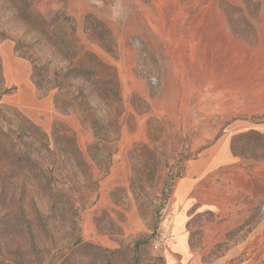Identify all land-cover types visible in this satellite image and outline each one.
I'll return each instance as SVG.
<instances>
[{
    "label": "rangeland",
    "instance_id": "rangeland-1",
    "mask_svg": "<svg viewBox=\"0 0 264 264\" xmlns=\"http://www.w3.org/2000/svg\"><path fill=\"white\" fill-rule=\"evenodd\" d=\"M0 264H264V0H0Z\"/></svg>",
    "mask_w": 264,
    "mask_h": 264
},
{
    "label": "trees",
    "instance_id": "trees-1",
    "mask_svg": "<svg viewBox=\"0 0 264 264\" xmlns=\"http://www.w3.org/2000/svg\"><path fill=\"white\" fill-rule=\"evenodd\" d=\"M103 66V63L101 64ZM108 70H113L112 67H107ZM102 78H104V74L101 75ZM118 81V78H114V82H117ZM113 85V82H107V83H104L103 86H101L100 90H101V93L103 95H107V93H111L113 95V93L111 92V90H109V86H112ZM115 95V94H114ZM103 98V97H102ZM59 102H60V99L57 100L56 102V107L57 109L61 110L60 106H59ZM78 105V108H77V111L78 113L83 117V118H90L91 120V125H92V129H93V132H94V135H95V146L97 144H104L106 147V154H101V155H96V154H92L89 152V157L90 159L96 163V161H98V159H100L99 157L103 156L104 155H107L106 157L108 158V161L111 163V158L113 156V151H112V148L110 149L109 146L113 147L117 144L118 142V137H119V129L118 131H116L115 133L114 132H111L109 129H104L103 127L100 126V124L98 123L99 121L98 120H95L96 118H94V115L90 114L89 112H87L85 109H84V106L82 105ZM116 135V137H115ZM98 171L104 175H107V173H109V166H107L106 168H100L99 166H96Z\"/></svg>",
    "mask_w": 264,
    "mask_h": 264
},
{
    "label": "crops",
    "instance_id": "crops-1",
    "mask_svg": "<svg viewBox=\"0 0 264 264\" xmlns=\"http://www.w3.org/2000/svg\"><path fill=\"white\" fill-rule=\"evenodd\" d=\"M27 87H28V90L31 91V86L27 83ZM53 98L51 97H47L43 100H40V103H41V106H46V107H43V108H47V109H51L53 107Z\"/></svg>",
    "mask_w": 264,
    "mask_h": 264
}]
</instances>
